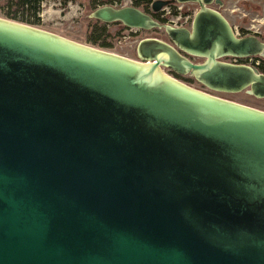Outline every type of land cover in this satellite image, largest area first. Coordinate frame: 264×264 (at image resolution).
<instances>
[{"label":"water","instance_id":"obj_1","mask_svg":"<svg viewBox=\"0 0 264 264\" xmlns=\"http://www.w3.org/2000/svg\"><path fill=\"white\" fill-rule=\"evenodd\" d=\"M178 2L200 6L191 30L91 14L165 31L137 61L0 18V264H264V111L169 74L264 100L258 68L221 61L264 42L221 0Z\"/></svg>","mask_w":264,"mask_h":264},{"label":"rangeland","instance_id":"obj_2","mask_svg":"<svg viewBox=\"0 0 264 264\" xmlns=\"http://www.w3.org/2000/svg\"><path fill=\"white\" fill-rule=\"evenodd\" d=\"M110 1L111 0H41L45 5L40 8L45 14V20L37 21L36 19H9L6 15L8 0H0V18L28 25L81 45L105 50L136 61L137 46L142 40L158 39L167 41L164 30L154 29L152 31H138L136 33L116 23L107 25L105 37L96 44L92 43V40L97 37V27H100L97 23L100 22L91 19V14L99 7L112 5ZM221 1L224 4L223 7H215V10L219 11L228 20L238 36L248 37L256 36L257 33H264V0ZM130 2V0H122L118 2L117 7L132 6ZM182 18L183 19H180L179 16L175 15L167 16L166 19L168 21L165 24L173 27L192 26L193 17L187 21L185 20V16ZM261 38L260 40L264 42V36H261ZM104 43L109 44L110 48H103L101 45ZM262 61H264V59L256 58L252 65L249 66L259 68L263 66ZM194 62L201 64L203 63V59L199 58L194 60ZM259 71L263 74L264 68H259ZM174 78L189 87L217 98L264 111V100L248 95L246 92L239 94L218 93L208 90L192 77Z\"/></svg>","mask_w":264,"mask_h":264},{"label":"flooded vegetation","instance_id":"obj_3","mask_svg":"<svg viewBox=\"0 0 264 264\" xmlns=\"http://www.w3.org/2000/svg\"><path fill=\"white\" fill-rule=\"evenodd\" d=\"M120 1H122V0H111L110 2L112 5H114L113 7L121 8V7H117L118 2H120ZM130 1H131L130 4L132 5V7H136L138 9H140L145 14L153 17V19L155 21L159 22L160 24H165L168 21L166 19V17L167 16H173V15L179 16L180 19H183L182 17L185 16L186 21L189 20L191 17H193L192 18V21H193L195 15L197 14V12L200 9V6L196 3L180 4L178 2V0H130ZM157 1L167 2L168 4L160 10H155L154 3ZM39 6H40V4H39ZM122 7H128V6H122ZM215 7H220V5H213L212 6L213 9H215ZM6 10H7V13H6L7 17H9V19H12V20H18V19H22V20H31L32 19V20H34V19H36L37 21L38 20L41 21L38 18L39 10L36 13H34V11H29L28 9H26V7L15 6L13 4L8 5ZM117 24L124 27L120 23H117ZM178 28H186V29L191 30L192 26H189V27L182 26V27H178ZM261 36H264V33H257L256 34V37H258L259 39H262ZM238 37H241V36H238ZM165 42H168V43L171 42L170 39L168 38V36H167V41H165ZM186 57L193 63H195L194 60L199 59L197 57L188 56V55H186ZM136 59L140 60L137 52H136ZM204 61H205V59H203V63H204ZM221 61L226 62V63H231V64L236 63L235 58H232V57L224 58ZM195 64H199V63H195ZM170 74L173 75L174 77H177V78L187 77V76H185V77L178 76L177 74H175L173 72H170Z\"/></svg>","mask_w":264,"mask_h":264},{"label":"trees","instance_id":"obj_4","mask_svg":"<svg viewBox=\"0 0 264 264\" xmlns=\"http://www.w3.org/2000/svg\"><path fill=\"white\" fill-rule=\"evenodd\" d=\"M41 0H8V5H15V6H22L26 7L29 11H34L36 13L39 10V4ZM100 27H97L98 31L96 32L97 37L92 40V43L96 44L98 41H100L102 38L106 35V26L102 23H97ZM97 25V26H98ZM103 26V27H101ZM103 48H110V45L107 43H104L101 45ZM263 66H260L259 68H264V61H262ZM258 68V69H259ZM264 74V72H263Z\"/></svg>","mask_w":264,"mask_h":264},{"label":"built area","instance_id":"obj_5","mask_svg":"<svg viewBox=\"0 0 264 264\" xmlns=\"http://www.w3.org/2000/svg\"><path fill=\"white\" fill-rule=\"evenodd\" d=\"M42 4V6H41ZM45 5L43 4V2L40 1V6H39V13H38V18L41 20V21H44V17H45V14L43 12V10L41 11V7H44ZM175 27V26H174ZM132 31H135L136 33L140 30H132ZM237 34V33H236ZM254 57H250V58H245V59H235L236 65H246V66H249V65H252V63L254 62ZM259 64V63H258Z\"/></svg>","mask_w":264,"mask_h":264}]
</instances>
